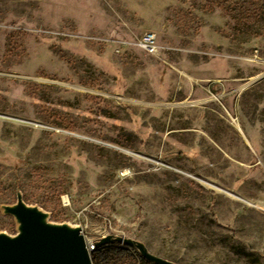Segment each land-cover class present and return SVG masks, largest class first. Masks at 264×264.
<instances>
[{"label":"rangeland","instance_id":"1","mask_svg":"<svg viewBox=\"0 0 264 264\" xmlns=\"http://www.w3.org/2000/svg\"><path fill=\"white\" fill-rule=\"evenodd\" d=\"M18 183L90 244L264 264V0H0V203ZM126 249L96 264H152Z\"/></svg>","mask_w":264,"mask_h":264},{"label":"water","instance_id":"2","mask_svg":"<svg viewBox=\"0 0 264 264\" xmlns=\"http://www.w3.org/2000/svg\"><path fill=\"white\" fill-rule=\"evenodd\" d=\"M0 215L14 221L12 234L0 231V264H93L90 248L115 245L133 248L152 264H179L152 254L136 239L118 234L102 236L90 244L79 225L55 222L50 219V212L27 204L20 187L15 188L14 202L0 203Z\"/></svg>","mask_w":264,"mask_h":264},{"label":"trees","instance_id":"3","mask_svg":"<svg viewBox=\"0 0 264 264\" xmlns=\"http://www.w3.org/2000/svg\"><path fill=\"white\" fill-rule=\"evenodd\" d=\"M17 187H20V183L17 184ZM20 189H21V187H20ZM21 191H22V189H21ZM23 195H24V198H25V192H23ZM105 248L106 247L104 246L103 248L94 250L91 253L90 256H91V261H92L93 264H96L98 262L97 259L110 261V260H113V259L121 258L125 254H127V251H128V249L121 248L119 246H110V247H108V249H105ZM131 250L134 253V255L139 257V254L133 248H131Z\"/></svg>","mask_w":264,"mask_h":264},{"label":"built area","instance_id":"4","mask_svg":"<svg viewBox=\"0 0 264 264\" xmlns=\"http://www.w3.org/2000/svg\"><path fill=\"white\" fill-rule=\"evenodd\" d=\"M134 45L138 48L140 47L151 56L157 55L158 53V45H156V36L154 33L143 34ZM93 250V248H90V252Z\"/></svg>","mask_w":264,"mask_h":264},{"label":"bare ground","instance_id":"5","mask_svg":"<svg viewBox=\"0 0 264 264\" xmlns=\"http://www.w3.org/2000/svg\"><path fill=\"white\" fill-rule=\"evenodd\" d=\"M237 199H239V198H237ZM240 201H242L243 203L245 202V203H247L248 205H250L251 207H253L254 209H260L261 211H264V207H263V205H261V204H255V203H252V202H250V201H247V200H243V199H239Z\"/></svg>","mask_w":264,"mask_h":264}]
</instances>
